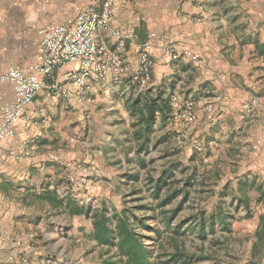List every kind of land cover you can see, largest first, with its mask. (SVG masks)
I'll list each match as a JSON object with an SVG mask.
<instances>
[{"label": "crops", "instance_id": "obj_1", "mask_svg": "<svg viewBox=\"0 0 264 264\" xmlns=\"http://www.w3.org/2000/svg\"><path fill=\"white\" fill-rule=\"evenodd\" d=\"M229 1L224 4H228L227 10H230L225 11L224 16L222 11L214 14L210 20L211 33L200 25L190 32L182 25L174 28L181 36L190 34L195 38L192 47L197 60L193 63L202 73L197 79L201 93L208 89L220 97L214 102L211 113L206 114L200 104L196 106V134L208 128L213 136L208 147H216L224 157L229 150L244 154L240 156L242 165L239 166L242 176L231 183L232 192L236 193H227L228 197L221 192L216 195L221 196L220 200H239L244 204L242 222L236 230L248 238L244 245L249 258L254 264H264V0ZM100 3L101 0H0V72L15 66L28 72L42 26L62 21L73 13L76 5L97 7ZM115 19L119 27L133 25L136 32L139 31L121 1ZM257 25L259 29H256ZM234 27H237V33L230 35L237 38L236 47L239 49L231 53L242 54L237 66H232L228 60L229 55L224 49L226 39L223 38L229 33L227 29L233 30ZM203 30L213 37L210 42L204 37ZM243 33L244 37H240ZM108 36L104 32H96L101 45L115 44L114 39ZM147 37L148 34H139L138 38L126 42V51L124 49L121 57L131 73L137 69L140 46ZM244 43L248 44L247 48ZM181 54L179 47L178 58L174 61H180L182 66V61L189 57ZM150 57L153 60L150 79L142 94L130 80L115 84L89 79L83 90L78 92L71 82L64 79L77 67L73 63L55 70L52 79L47 81L48 84L57 82L59 86H67L69 97H64L58 88L46 87L23 108L15 125V135L0 141V228L7 230L10 236L6 246L0 244V264H71L68 249L88 245L98 248L94 240L86 244L81 239L82 234L76 240L65 237L70 230L82 231L81 215L71 214L66 206L69 199L73 200L67 182L75 175H82L83 166L85 178L80 179L86 182L88 174L95 172L94 182L99 184L102 166L111 168L120 162L119 159L113 161L105 145L113 144L119 137L130 141L127 136L129 123L136 121L132 103L145 93L165 88L162 78L166 79L172 71L171 58L156 38L152 40ZM93 90L104 96L99 111L105 130L96 141L101 144L102 151L93 149L86 142L76 144L71 132L72 122L65 121L75 108L78 114L83 112L89 117L86 107L89 97L86 94ZM12 98L11 86L0 82V103ZM252 98H256L257 104L242 118V104ZM80 104L83 107H77ZM58 114L62 115L61 119L57 118ZM120 128L123 133L116 132ZM88 169L93 171L87 172ZM219 185L218 190L221 191L225 182L220 184L218 181ZM53 198L60 199L62 205L54 204ZM219 206L224 209L222 204ZM225 218L228 227L225 230L230 231V222ZM53 250H59V254L54 256Z\"/></svg>", "mask_w": 264, "mask_h": 264}, {"label": "rangeland", "instance_id": "obj_2", "mask_svg": "<svg viewBox=\"0 0 264 264\" xmlns=\"http://www.w3.org/2000/svg\"><path fill=\"white\" fill-rule=\"evenodd\" d=\"M116 1L118 4V10L121 1L124 9L127 10L129 14L131 21L134 22V24H137L136 26L139 28V31L136 32L133 25L123 26V29L134 28L136 38L139 37V34L145 33V35H149V33L155 32L157 35L156 39L160 41L161 45L163 38L177 41L179 45L178 50L180 47L182 54L189 57L186 61H182V66L179 64L180 61H174L178 57L169 61L170 70L172 71H170V74H168L166 79L164 77L162 78V80L165 81V83L162 84L165 87L166 92L171 93V100L178 103L189 100L194 103L195 110L196 106L200 104L201 109H204L206 114L211 113L207 112L204 106L208 100L216 96L208 89H205L202 94V89L200 90L201 87H199L200 85L197 82L198 77L202 76V73L193 63L197 60V56H195L192 47V44L194 43L193 39L195 38L190 34L181 36L180 33H176V28L174 27H176V25H182L188 30V32H190L194 27L200 25L209 31L210 20L213 18L214 14H219L222 11L224 16L225 11L230 10H227L228 4L225 5L224 2L228 3L230 1ZM235 18L236 17H234V20ZM259 27L260 26L257 25L256 29H259ZM236 29L237 27H234L233 30L227 29V32L229 33H227L226 37H223L226 39L224 49L229 55L228 60L231 61L232 66L240 64L242 56L241 53L239 55L234 53L239 49V47H236V41L238 40L236 37L232 38L230 34L237 33ZM206 32L203 30L204 37L210 42L213 37ZM171 33H173L172 37L170 36ZM180 37H182V39H180ZM240 37H244V33L240 35ZM250 38L251 35L249 36V40ZM244 39L247 40L246 37ZM248 44L251 45V42L249 41ZM244 45L245 48H247L246 43H244ZM108 47L114 49L116 44ZM232 51L234 52L231 53ZM235 54L236 57H234ZM151 65H153L152 58ZM250 75H252V73ZM149 79L150 73L148 80ZM125 81L126 80L122 81V83ZM135 86L137 87L136 90L139 94H142L146 87H139L136 84ZM203 87L202 83V88ZM206 90L208 92H206ZM86 96L89 97L86 103L87 111L90 112L89 117H86V114H83V112H79L78 114V112L75 111V108L70 118L65 119V121L72 122L71 132L73 139L77 140L76 144L82 145V143L86 142L87 145H90L93 149L102 151L101 144L96 143V141L99 140L100 133H103L105 130L103 127L104 122L101 118L102 114L101 111H99L103 104L101 98H104V96L94 90L92 93L86 94ZM98 97H100V99H98ZM202 97L203 100L200 99ZM80 106L83 107V104H80L77 107ZM61 116L62 115L58 114L57 118L61 119ZM134 120H136V118ZM135 123L136 121L129 123L130 133H128L127 136L130 138V141H126L124 138L119 137L118 141L114 139V141H116L113 144L105 145V147L108 148L107 150L110 153L109 156L113 161L119 159L120 162L115 163V166L111 168L107 167V165L102 166L103 175L102 178H99L102 183L99 182V184H96L94 182L96 179L93 177L95 175V172H93L92 174L89 173L87 176V186L85 180L83 181L80 179V177L85 178V169L83 166L81 169L83 174H79V177L75 175L76 177H73L67 182V187L69 188L68 190L70 191L73 200L83 208L89 206L90 210H94L106 207L107 213H111L115 209L119 210L122 208L123 198H125L129 191H131L132 173L138 172L140 180L136 184H140L144 178H146L148 173L157 177L161 169L171 167L174 178L176 179L174 187H177V189L184 187L188 191L187 198L181 203V207L173 219L172 226L179 224L181 220L186 219L183 225L178 228V232L180 233L175 236L178 238V243L183 246L185 253L190 256V258H188L187 261L186 258V262L181 259L175 263L254 264L245 250V242H248V238L246 236L243 237V235H240L236 230V228L238 229L239 227L238 224L242 222L244 215L242 207L244 204L239 200L228 201V199L226 200L225 198L220 200L218 198L221 196L216 195L221 192L224 197H228V195H226L227 193H236L232 192L233 187L231 183L242 176V174L239 173V166L242 165L240 162V156H244V154H236L229 150L225 154L226 157H224V154L217 151L216 147L213 149L208 147V143L213 137L211 133L209 134L208 128L204 127L205 129L196 134L197 128L194 126L195 122L182 123L176 121L170 113L169 118L166 121H161L159 118L155 120L150 131L146 151L142 154L146 166L141 167L137 160L138 156H136L134 152L139 143L134 137L135 130L139 128L135 126ZM111 130L112 128H109L110 132H112ZM123 131L124 130L120 128L116 132L123 133ZM86 133L89 134L86 135ZM87 136L88 138H86ZM124 143L127 144L124 145ZM194 144H200V149H195ZM80 161L83 162V159ZM86 171L90 172L93 170L88 169ZM218 181L220 184L225 182V187L221 191L218 190L220 187V185L218 186ZM182 195V193L178 194L170 203L165 205V208H175L181 200ZM126 200L128 199L126 198ZM220 204L224 206V209L219 208ZM210 215H213L214 217L212 230L208 225ZM192 216L196 219H191ZM221 216H225L229 220L230 231L221 228ZM200 218H203L207 224L204 229H201V225L199 224ZM79 219V223L82 224V231H78L77 233L70 230V233H66L65 237L69 240H76L82 234L83 237L81 239L85 240V243L87 244V241L93 240L90 236L91 217L81 215ZM74 223L76 224L75 226L78 227L77 222L74 221ZM157 225L159 230L162 231L161 235L156 236V233L146 231L150 236V239H147L146 242L152 244V254L159 251L165 252L166 255L161 257V260H165L168 258V252L173 251L174 248L168 240L171 230L164 229L165 224L161 220L158 221ZM85 229H87V232ZM202 230H204V234H202ZM57 234L60 236V232ZM160 244L162 245L160 246ZM58 251L59 250H53L51 253H54L55 256V254H59ZM101 251H103V247L101 248V246H98V248H95L89 245L88 247L67 250L72 258L70 261L71 264H101Z\"/></svg>", "mask_w": 264, "mask_h": 264}, {"label": "built area", "instance_id": "obj_3", "mask_svg": "<svg viewBox=\"0 0 264 264\" xmlns=\"http://www.w3.org/2000/svg\"><path fill=\"white\" fill-rule=\"evenodd\" d=\"M118 4L116 0H101L99 6H79L73 13L58 23H51L39 29V41L33 60L28 65V72L18 66L0 72V82L11 86L13 98L0 103V141L15 135V125L21 117L23 108L44 88H58L64 97L70 96L67 86L57 82L48 84L53 72L61 67L76 63L77 67L65 76L80 92L89 79L100 82L121 83L130 80L139 87H145L150 73V49L152 40L157 38L155 32L149 33L141 43L139 62L135 72L131 73L121 57L126 42L136 38L132 28L123 29L116 23ZM96 32H105L114 39L116 47L110 49L101 45ZM182 39V37H180ZM162 46L171 59L178 57V42L163 38ZM216 96L208 100L205 110L212 112ZM257 104L252 98L242 104L241 117H245ZM171 115L179 122L188 123L197 120L195 105L186 100L178 103L171 101ZM200 149V144H194ZM9 233L0 228V244L9 243Z\"/></svg>", "mask_w": 264, "mask_h": 264}, {"label": "trees", "instance_id": "obj_4", "mask_svg": "<svg viewBox=\"0 0 264 264\" xmlns=\"http://www.w3.org/2000/svg\"><path fill=\"white\" fill-rule=\"evenodd\" d=\"M171 98V93H167L165 88H160L154 93H145L142 98L137 97L132 103L131 109L136 115L135 126L139 127L134 133L135 139L139 141L134 152L138 156L137 160L141 167L146 166L142 154L146 151L152 126L157 118L161 121L169 118L172 107ZM131 177V191L123 198V206L119 210L115 209L107 213L106 207L90 210L89 206L83 208L74 200L69 199L66 202L71 214L91 217L90 236L97 246L103 247L100 254L101 264H176L175 262L181 259L186 262L190 256L185 253L175 236L180 233L178 228L186 219L174 226L172 224L181 203L187 198L188 191L184 187L179 189L174 187L176 179L171 167L161 169L157 177L148 173L140 184H136L140 180L138 172L132 173ZM180 193L183 195L178 205L173 209H166L165 205ZM53 199L54 204L62 205L60 199ZM209 218L208 225L212 230L214 217L210 215ZM191 219L196 218L192 216ZM220 219L223 228L228 229L226 218L221 216ZM159 220L165 224L164 229L171 230L168 240L174 247L173 251L168 252V258L165 260H161V257L166 255L165 252L159 251L152 254V244L146 242L150 239L146 231L154 232L156 236L161 235L162 231L157 225ZM199 224L201 229L207 225L203 218H200Z\"/></svg>", "mask_w": 264, "mask_h": 264}]
</instances>
